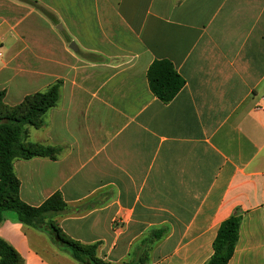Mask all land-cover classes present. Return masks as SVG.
<instances>
[{
    "label": "crops",
    "instance_id": "1",
    "mask_svg": "<svg viewBox=\"0 0 264 264\" xmlns=\"http://www.w3.org/2000/svg\"><path fill=\"white\" fill-rule=\"evenodd\" d=\"M11 1L10 9L0 0V43L25 34L27 5L51 34L50 58L63 57L54 65L64 67L16 101L8 83L0 86L15 106L63 81L45 126L28 129V142L61 155L14 162L21 200L39 207L60 192L67 211L57 226L99 244L111 264L137 261L158 231L145 264H206L222 222L241 215L228 264H264V0H32L62 22L58 31L54 19ZM155 60L172 62L186 81L168 104L149 86ZM0 238L24 264H80L12 212Z\"/></svg>",
    "mask_w": 264,
    "mask_h": 264
},
{
    "label": "trees",
    "instance_id": "2",
    "mask_svg": "<svg viewBox=\"0 0 264 264\" xmlns=\"http://www.w3.org/2000/svg\"><path fill=\"white\" fill-rule=\"evenodd\" d=\"M34 7L45 17L50 13L36 1L21 0ZM147 78L152 93L163 103L172 102L186 85L185 79L176 71L169 60H155L149 67ZM62 80L46 90L27 95L15 106L4 102L6 90L0 91V224L5 214L15 213L20 223L46 231L55 245L70 251L80 264H111L98 256L99 244L86 245L67 236L56 224V216L67 211L60 192L55 193L39 207H32L20 198V181L14 172L16 160L36 157L57 160L62 148L41 143L28 142V129L45 126L48 111L61 99ZM242 216L234 215L223 221L213 243L214 253L206 264H228L234 255L239 238ZM162 232H154L142 242L143 253L139 264H145L151 246L161 239ZM0 264H24L23 257L5 240L0 238Z\"/></svg>",
    "mask_w": 264,
    "mask_h": 264
},
{
    "label": "rangeland",
    "instance_id": "3",
    "mask_svg": "<svg viewBox=\"0 0 264 264\" xmlns=\"http://www.w3.org/2000/svg\"><path fill=\"white\" fill-rule=\"evenodd\" d=\"M45 1L47 2L48 0ZM13 4H15V2L10 0V3H8L10 9L12 8V6H14ZM26 6L25 10L21 14V16L24 18V23L21 21L19 22L20 26H24V37L22 35V38H19L17 41H15V39L13 42L14 44L12 45H4V43H0V86L8 83L7 85L11 92L10 100L12 101H16L17 98L21 97L27 91L38 89L40 87H43L45 84L50 83L54 75L64 74L63 65H54L53 63V59L55 58V56L57 58H60L63 62L61 53L58 52L56 55L50 58V56L52 55V51H54V43L51 34H49L48 29L43 26V23H40L37 17L34 15L35 13L32 12L33 8L31 7L32 9H30L28 8L29 6ZM60 10L61 14L65 17L66 10ZM9 12V23H13V27L16 28V21H10L12 20V12ZM76 16L77 14L73 13L74 21L77 20ZM50 19H54L52 20V25L55 30L56 26L62 23L60 20H56L51 13ZM5 62H8V65L7 67L3 68ZM23 68H25V70L28 72H40L32 75L31 77H27V75L20 74V70ZM28 78L31 79L30 83L29 81H25ZM45 89L46 88H42L41 91L38 92H42ZM31 94L34 93H30V95ZM143 248L144 247L142 246L140 247V253L136 258L138 260H135L130 264H139V259L143 253ZM60 249L64 251V249Z\"/></svg>",
    "mask_w": 264,
    "mask_h": 264
},
{
    "label": "water",
    "instance_id": "4",
    "mask_svg": "<svg viewBox=\"0 0 264 264\" xmlns=\"http://www.w3.org/2000/svg\"><path fill=\"white\" fill-rule=\"evenodd\" d=\"M58 29H59V30H62V26H61V25H58ZM69 47H70V49H72L73 51H77V50H78L74 43H71Z\"/></svg>",
    "mask_w": 264,
    "mask_h": 264
}]
</instances>
